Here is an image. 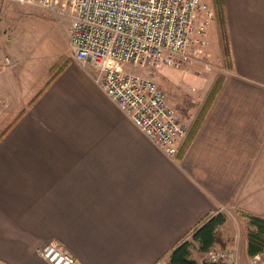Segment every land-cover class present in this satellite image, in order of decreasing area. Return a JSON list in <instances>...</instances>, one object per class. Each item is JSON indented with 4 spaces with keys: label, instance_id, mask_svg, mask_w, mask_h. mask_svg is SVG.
<instances>
[{
    "label": "crops",
    "instance_id": "obj_1",
    "mask_svg": "<svg viewBox=\"0 0 264 264\" xmlns=\"http://www.w3.org/2000/svg\"><path fill=\"white\" fill-rule=\"evenodd\" d=\"M222 5L230 65L174 156L72 53L3 103L0 264H49L39 250L50 242L78 264H157L211 214L264 219V0ZM246 246L233 245L254 264L262 254Z\"/></svg>",
    "mask_w": 264,
    "mask_h": 264
},
{
    "label": "built area",
    "instance_id": "obj_2",
    "mask_svg": "<svg viewBox=\"0 0 264 264\" xmlns=\"http://www.w3.org/2000/svg\"><path fill=\"white\" fill-rule=\"evenodd\" d=\"M57 11L58 0H0ZM66 1V0H65ZM64 2V1H63ZM71 20L68 45L73 56L91 65L94 81L167 156H174L186 136L182 118L168 104L164 91L150 77L113 65L163 63L178 68L191 58L195 44L205 42L214 18L205 0H67ZM50 242L39 253L49 264H78ZM234 247L209 250L208 262L241 264ZM259 257L256 256L254 264ZM260 264H264L261 262Z\"/></svg>",
    "mask_w": 264,
    "mask_h": 264
},
{
    "label": "rangeland",
    "instance_id": "obj_3",
    "mask_svg": "<svg viewBox=\"0 0 264 264\" xmlns=\"http://www.w3.org/2000/svg\"><path fill=\"white\" fill-rule=\"evenodd\" d=\"M57 2V11L50 12L35 6L0 1V108L16 96L27 97L25 89L29 87L33 72L45 70L47 63H53L62 53H72L67 39L71 25L66 14L69 3L67 0ZM211 3L214 10V0ZM215 14L214 11V18L206 28L204 44L200 47L191 45L194 46L191 59L178 68L163 63L152 67L113 63L124 71L150 77L158 84L168 104L185 122L186 137L203 115L214 87L220 84L230 65L225 25L216 20ZM63 61L59 57L53 70L59 68ZM210 84L212 88L209 89ZM12 114H3V118H12ZM3 126L0 125V130ZM225 215L226 220L218 229V243L209 250L217 251L235 245L238 254H241L248 220L244 212L233 211L232 215ZM185 240L190 243L189 256L196 264L208 262V251L199 250L191 234ZM261 254L257 264L264 262V251Z\"/></svg>",
    "mask_w": 264,
    "mask_h": 264
},
{
    "label": "trees",
    "instance_id": "obj_4",
    "mask_svg": "<svg viewBox=\"0 0 264 264\" xmlns=\"http://www.w3.org/2000/svg\"><path fill=\"white\" fill-rule=\"evenodd\" d=\"M214 11L217 17V21L222 25L224 24V8L222 5V0H214ZM227 37V35H226ZM227 43L228 39L226 38ZM226 43V44H227ZM228 50V44H227ZM54 67H51L53 69ZM218 84L214 87L212 91V96L210 101L212 100L214 93L219 88ZM209 101V103H210ZM248 225V230L246 231V253L249 256H254L257 254H261L264 251V219L255 216L253 214L245 213ZM226 218L224 214L221 212H217L211 214L210 216L206 217L202 223L192 230L191 239L198 243L199 250L201 251H208L211 249L216 243H218V233L219 227L225 222ZM190 243L187 240H183L182 242L178 243L172 251L169 253L167 260L164 264H196V262L190 258ZM204 264H223V263H212V262H205Z\"/></svg>",
    "mask_w": 264,
    "mask_h": 264
}]
</instances>
